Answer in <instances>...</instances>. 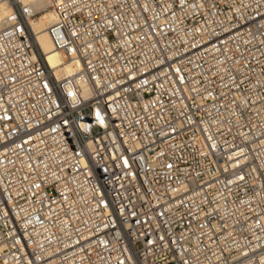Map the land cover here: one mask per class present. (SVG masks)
<instances>
[{
    "label": "built area",
    "instance_id": "1",
    "mask_svg": "<svg viewBox=\"0 0 264 264\" xmlns=\"http://www.w3.org/2000/svg\"><path fill=\"white\" fill-rule=\"evenodd\" d=\"M21 0L0 30V264H264V0Z\"/></svg>",
    "mask_w": 264,
    "mask_h": 264
},
{
    "label": "bare ground",
    "instance_id": "2",
    "mask_svg": "<svg viewBox=\"0 0 264 264\" xmlns=\"http://www.w3.org/2000/svg\"><path fill=\"white\" fill-rule=\"evenodd\" d=\"M27 4H34L38 11L42 12L31 26L37 35V42L42 52L46 56L51 67L55 70L58 78H65L80 70L79 63H73L66 60L64 54L57 50L50 38L49 29L56 22V14L50 10L49 0H21ZM12 6L9 4L0 5V30L5 24V20L12 13Z\"/></svg>",
    "mask_w": 264,
    "mask_h": 264
},
{
    "label": "rangeland",
    "instance_id": "3",
    "mask_svg": "<svg viewBox=\"0 0 264 264\" xmlns=\"http://www.w3.org/2000/svg\"><path fill=\"white\" fill-rule=\"evenodd\" d=\"M39 17V16H38Z\"/></svg>",
    "mask_w": 264,
    "mask_h": 264
}]
</instances>
